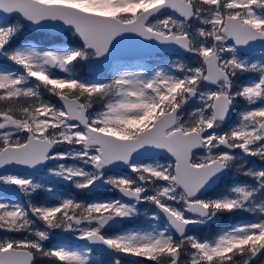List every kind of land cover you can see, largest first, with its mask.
I'll return each mask as SVG.
<instances>
[{"label":"snow or ice","instance_id":"snow-or-ice-1","mask_svg":"<svg viewBox=\"0 0 264 264\" xmlns=\"http://www.w3.org/2000/svg\"><path fill=\"white\" fill-rule=\"evenodd\" d=\"M45 21L78 41L28 33ZM126 33L180 58L117 64L108 79ZM255 42L264 0H0V264H254L264 255Z\"/></svg>","mask_w":264,"mask_h":264},{"label":"water","instance_id":"water-1","mask_svg":"<svg viewBox=\"0 0 264 264\" xmlns=\"http://www.w3.org/2000/svg\"><path fill=\"white\" fill-rule=\"evenodd\" d=\"M44 24V28H38L37 26H31L28 29L38 31L41 33H46L52 36H59L62 35V39L66 40L67 35L64 34V31L68 30V26L63 25L61 21H45L42 22ZM55 25H60L59 28H55ZM71 31V30H70ZM72 32V31H71ZM73 36L78 40L79 38L72 32ZM125 37L118 38V40L121 41V45L118 49V56L111 60L108 63V71H105L104 75L110 71V68L112 66V63L114 60L118 61H133V60H142L147 59L148 57L153 56L155 53V49H160L162 51H165L163 47L160 48H152L148 47V42L144 41L143 38L136 36L135 34L126 33L123 34ZM256 50H264V46L261 45L260 42H255L254 46L252 48V52ZM171 52V50L167 51ZM92 72V68L89 63H85L84 65V73L90 76ZM157 154V156L167 157L169 158V154L166 153L164 150H154ZM42 168H39L37 172H40ZM11 173L16 174H30L32 175L34 172H32L31 169H28L25 166H10L7 169ZM4 170H0V172H3ZM20 194H17V196H13L14 198H18ZM12 197V198H13Z\"/></svg>","mask_w":264,"mask_h":264},{"label":"rangeland","instance_id":"rangeland-1","mask_svg":"<svg viewBox=\"0 0 264 264\" xmlns=\"http://www.w3.org/2000/svg\"><path fill=\"white\" fill-rule=\"evenodd\" d=\"M253 57H254V61L253 62H257V58H256V55L252 54ZM180 57L177 56V55H174L173 53H170V52H166V51H162L160 49H155V53L153 54V56L151 57H148L147 59H142V60H133V61H118V60H114L113 63H112V66H115L117 64H124V65H127L130 67V70H133V71H138V70H141L142 67L144 69H150V68H155L158 65V62L159 61H171V60H175V59H179ZM261 59V54H258V61ZM188 60L185 59V62H187ZM84 65L86 62H83ZM111 69V68H110ZM112 75L113 73L110 71L108 74H107V78L108 79H111L112 78ZM88 76V75H87ZM62 150V148L60 149ZM202 153H196L197 156L201 155ZM158 160L159 162L161 163H167L168 162V158L167 157H164V158H161V159H156ZM54 166L52 163H50V165L48 167H52ZM46 177V174L45 176L41 175L40 178H45ZM47 178V177H46ZM102 191H104L102 189ZM145 209L142 208L141 209V213H144ZM0 235H3V234H0ZM261 261H264V256L261 257L259 260H258V264H261ZM125 264H127V262H125Z\"/></svg>","mask_w":264,"mask_h":264},{"label":"trees","instance_id":"trees-1","mask_svg":"<svg viewBox=\"0 0 264 264\" xmlns=\"http://www.w3.org/2000/svg\"><path fill=\"white\" fill-rule=\"evenodd\" d=\"M28 33H32V34H35L37 36L38 39H42V40H47V41H51V42H54V43H60V42H63V40L61 39L60 36H51L49 34H46V33H40V32H37V31H33V30H27ZM65 33L68 35L67 37V40H66V43H71L72 41H78L73 35H72V32L70 30H66ZM65 42V41H64ZM184 59H189V57L186 55L184 57ZM84 63L82 62L81 64L77 65V72L82 76V77H85V78H90V76H87L85 73H84ZM223 223H225L223 221ZM226 224V223H225ZM213 231L215 230V228L212 229ZM203 232H208L209 229H203L202 230Z\"/></svg>","mask_w":264,"mask_h":264},{"label":"flooded vegetation","instance_id":"flooded-vegetation-1","mask_svg":"<svg viewBox=\"0 0 264 264\" xmlns=\"http://www.w3.org/2000/svg\"><path fill=\"white\" fill-rule=\"evenodd\" d=\"M34 31V30H33ZM38 32V31H37ZM41 33V32H40ZM64 34H66L65 33V31H64ZM67 35V34H66ZM73 35V34H72ZM52 36V35H51ZM60 37H61V39H62V35H59ZM67 37H68V35H67ZM63 40V39H62ZM66 40H67V38H66ZM66 40H63V42L65 41L66 42ZM262 52H264V50H256V51H254V52H252V54H254V55H256V58H257V61H258V54H261ZM83 69H84V67H83ZM110 72V71H109ZM108 72V73H109ZM107 73V74H108ZM107 74H106V76H107ZM198 153V152H197ZM161 158H164V157H162V156H157V155H155L154 156V159H161ZM50 165V163H48V166ZM12 174H16V173H12ZM45 174H46V169L45 170H43V169H41V171L40 172H35V173H33L32 175H35V176H37V178H38V180L39 179H45V178H40L41 177V175H43V176H45ZM19 175H26V174H19ZM62 191L64 190L63 188L61 189ZM101 192H103L102 191V189L100 190ZM20 197H22V194H20V196L18 197V198H20ZM18 198H12L11 197V199L12 200H16V199H18ZM46 199V197L44 196V194H38V195H36V196H34L33 197V201L34 202H43L44 200ZM147 206H144V207H142V208H146ZM141 218L143 219L144 217H143V213H141ZM224 222L225 223H230L231 221H229V220H224ZM0 234H3L4 235V233H0ZM264 255H262V256H260V257H258V258H256L255 260H254V264H258V260L261 258V257H263ZM100 258H102V259H106V257H104L103 256V254H102V256L100 257ZM125 262H127V260L125 261Z\"/></svg>","mask_w":264,"mask_h":264}]
</instances>
